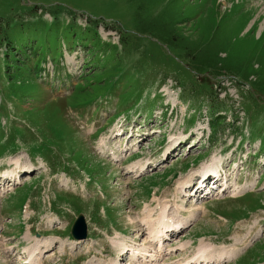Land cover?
Masks as SVG:
<instances>
[{"label":"rangeland","instance_id":"1","mask_svg":"<svg viewBox=\"0 0 264 264\" xmlns=\"http://www.w3.org/2000/svg\"><path fill=\"white\" fill-rule=\"evenodd\" d=\"M221 43L248 80L197 64L196 46L208 45L205 57ZM0 48L8 49L0 56V171L22 168L21 184L6 181L0 192V238L9 240L0 264L15 259L4 262L10 247L22 258L15 264L26 260L28 232L41 241L43 264H139L115 240L148 247L138 220L150 210L158 218L164 204L193 215L178 184L217 160L232 190L238 181L237 197L199 201L207 215L197 209L198 221L166 244L189 243L192 255L203 240L189 241L202 235L212 248H240L243 257L228 264H264V0H0ZM120 127L136 133L123 137L122 161H114L103 145H119ZM135 139L140 150L130 159ZM79 214L91 228L89 249L71 245ZM57 233L63 239L50 237ZM48 241L57 242L46 251ZM174 254L166 263L183 257Z\"/></svg>","mask_w":264,"mask_h":264},{"label":"bare ground","instance_id":"2","mask_svg":"<svg viewBox=\"0 0 264 264\" xmlns=\"http://www.w3.org/2000/svg\"><path fill=\"white\" fill-rule=\"evenodd\" d=\"M123 142V137H121V141L116 140L115 144H119L117 147H114L112 150H116L117 152H120V149L122 148V143ZM172 146H176V143H174ZM169 157V155H168ZM220 163V161H215V163H212L210 166L203 168V170L201 171L200 177L201 176H206V175H210L212 174L215 170V173L218 172V164ZM143 163H139V165H142ZM13 167V170H11V172L6 173V176H8V178L10 179V181H16L20 182L22 180L20 173H18V170L21 168V165L16 162L15 165H13L12 163L10 164ZM144 165V164H143ZM27 169V168H26ZM145 169V167H144ZM144 169L141 171V168L139 167V171L143 172ZM24 171H28L29 170H24ZM199 176V175H198ZM16 178V179H15ZM7 179V180H9ZM31 178L28 177L27 180H30ZM194 180V179H193ZM191 178L189 179H185L183 181H181L178 185V191H180L182 193L183 191V196H190V197H196L195 195H190L188 194V189H190L192 187V181ZM2 181L0 180V183ZM6 183V182H5ZM225 183L223 182V185ZM13 188V187H12ZM1 189V186H0ZM2 190V189H1ZM12 190V189H11ZM238 187L236 186V192H238ZM6 191V190H5ZM9 191V190H7ZM177 191V192H178ZM239 193V192H238ZM4 193H0V197H2ZM235 195V194H234ZM164 204V203H163ZM161 204V205H163ZM191 205V204H190ZM147 210V208H146ZM169 210V212L167 211ZM170 210H172L171 208H169L166 204L163 205V207H160V211H159V215L158 218H153V213L154 210H150L147 212V216L141 221V223L147 227L146 229L148 230V234L150 235V237H152V239L155 242H158L160 245L163 243L164 238L168 237V233L169 232H175L178 231L181 232V230L186 227L190 221H192L195 217V215H190L188 217L182 218L180 215V212L183 211V208H181L180 206L175 207V210L173 213H170ZM173 214H175V216H173ZM171 215V216H170ZM155 216V215H154ZM177 220V221H176ZM57 239V238H56ZM26 240L29 242H32V246H28L25 248L26 252L28 253L27 258L25 261H22L21 264H43L42 261H40V255H43V251L42 249H40V245H41V241L37 240L36 238L33 239V237L31 236V233L28 232L27 236H26ZM7 240H2V245H0V248L2 246H7L8 243H6ZM57 242V241H56ZM55 241H48V243H46V251L50 250L51 248H53V243L56 244ZM202 246L199 248L198 253L196 254L197 256L193 257L192 259L189 260H184L182 264H219L221 261H227V260H232L234 258L237 257L240 248L238 247H233V248H212V246L208 243H206L204 240L201 242ZM45 244V243H44ZM114 246H116V248L118 247V251L121 254H125L126 252H131L133 258H137L138 255L140 253H145L144 254V264H152V262H155L154 264H157V262L160 260L158 256L153 255V254H149L147 249H137V248H133L131 246L128 247V245L126 244L124 239H118L117 242L115 240V242L113 243ZM53 245V246H52ZM189 243L187 244H183L180 246V248L182 250H185L188 247ZM44 248V245H42ZM3 248V247H2ZM1 248V249H2ZM10 249H12L10 247ZM45 251V252H46ZM9 251L7 250L5 253L6 255L4 258V262L7 263V261H5L6 259L8 260L9 257L13 256V257H17L15 259L11 258L12 264H15L19 259V253L17 252V250L15 249L10 255L7 254ZM44 252V253H45ZM10 253V252H9ZM147 258H150V260H148ZM3 261V260H2ZM97 264H101L100 262ZM115 264H120V263H115ZM180 264V263H179Z\"/></svg>","mask_w":264,"mask_h":264},{"label":"trees","instance_id":"3","mask_svg":"<svg viewBox=\"0 0 264 264\" xmlns=\"http://www.w3.org/2000/svg\"><path fill=\"white\" fill-rule=\"evenodd\" d=\"M207 46H204V45L196 46L197 47L196 52L201 53L200 59L197 60V64L200 66V68L203 67V69L205 68L210 69V72H209V74L211 73L210 75H215V74L219 75L220 73H223V72L224 73L229 72V73L243 75L244 79L248 80V76H249L248 71L242 72L240 70V66H235V63L230 60V52L228 49L229 46L227 44L221 43V45L218 46V49L216 50L215 53L209 52L208 54H206L207 56L203 57L205 55V50L207 49ZM11 48L16 50V48L13 45L11 46ZM196 52H195V55H196ZM221 53H225L227 54V56L223 58L220 56ZM43 62H44L43 59L36 61V67L38 68L39 65H41V63ZM262 80L264 79L262 78L261 81L257 83V85L258 87H261V90L264 91V81Z\"/></svg>","mask_w":264,"mask_h":264},{"label":"water","instance_id":"4","mask_svg":"<svg viewBox=\"0 0 264 264\" xmlns=\"http://www.w3.org/2000/svg\"><path fill=\"white\" fill-rule=\"evenodd\" d=\"M72 236L76 240H86L88 237V226L84 215L80 214L72 227Z\"/></svg>","mask_w":264,"mask_h":264}]
</instances>
